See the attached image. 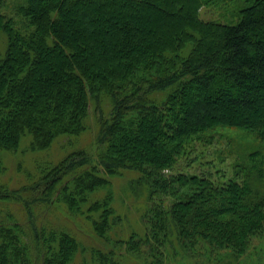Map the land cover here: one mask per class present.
I'll return each instance as SVG.
<instances>
[{"label": "trees", "instance_id": "trees-1", "mask_svg": "<svg viewBox=\"0 0 264 264\" xmlns=\"http://www.w3.org/2000/svg\"><path fill=\"white\" fill-rule=\"evenodd\" d=\"M223 1L25 0L22 25L0 13V177L10 157L39 155L18 166L26 186L0 182V264H133L143 246L172 264L200 250L216 264L256 251L262 264L264 110L249 114L264 106V0H231L235 25L200 18ZM216 137L228 159L201 151L197 173L174 171ZM116 180L142 201L136 216ZM39 188L112 246L86 250L69 223L44 225L26 205L22 220L9 199Z\"/></svg>", "mask_w": 264, "mask_h": 264}, {"label": "rangeland", "instance_id": "rangeland-1", "mask_svg": "<svg viewBox=\"0 0 264 264\" xmlns=\"http://www.w3.org/2000/svg\"><path fill=\"white\" fill-rule=\"evenodd\" d=\"M24 1L25 0H3L4 6H2L0 13L4 15H8L10 17H15V19L17 20L16 22L22 25V22L20 21V17L16 14V8L20 6L21 4H23ZM239 6L240 4L238 2L233 3L231 2V0H224L222 3H219V4L216 3L210 6H203L200 10V18L206 22L213 21V22H220V23L235 25L239 21L238 18H235V15H236V12ZM17 26L20 27L19 25ZM263 110H264V106L262 108H258V110L256 111L254 110L251 111L249 115L252 116L251 118H253V116H255L258 112H261ZM196 111H199L204 116L206 121L207 120L210 121L212 118H214L213 116L215 115L214 111L211 108L206 107V106H200L196 109ZM221 131L222 133H226V131L224 130H221ZM228 133L235 138L236 137L239 138V135L244 134V133H239L237 131H228ZM228 139L229 138L216 137L214 139V145L213 146L206 145L207 149L202 147L201 144H197L198 148L196 149V152H191L187 156L188 159L182 158L174 171L185 172V173H197V171L199 170V168L197 167V163L191 164L192 166L190 167H188V164L191 162V160H194L196 156L200 155L201 151L207 150V154L208 156H210L207 158L210 160L217 159L219 161L220 159L219 157L221 154H224L225 158L228 159L229 156L226 154L228 150L227 147L229 145L226 142ZM246 141L252 142V141H255V139L252 136H248L241 143H244ZM85 143L86 142L83 141V144ZM237 144L238 146L240 145V143H237ZM53 151L57 154H61L58 148L53 149ZM89 152L92 154L91 156L95 158L94 156L96 153V146L90 147L88 149V153ZM30 154L31 153L25 151L24 155L20 153L19 154L20 156L19 155L12 156V158L10 157L9 160L7 161L8 162L7 166L10 168V170L6 175L0 177V182L3 184L9 185L10 190L22 188V186L24 187L28 183V182L26 183L25 174H22L18 170V166H20V168L24 172H26V170L28 169H32L31 164L33 163V161L34 163L38 161L39 158H36V157H39V155L37 154L30 155ZM205 156L206 155H204L202 158H204ZM230 163L231 162L228 161L227 165L229 166ZM221 167H223L222 164H221ZM115 185L118 189L122 187V183L120 180L118 181L116 180ZM43 190L44 188H39V191L37 192V190L34 191L33 189H27L26 191L18 192L17 195L14 194L18 199L17 200H14L12 198L9 199V203H11V205H14V207H11V208L13 210L16 209L17 212L20 210V212L22 213V220L26 219V217L24 216L22 212L24 205H26L30 209L34 210V212L35 211L37 212V214L39 215L38 217L42 220L44 225L47 224L49 226L54 227V226H61V225H65L69 223L72 233L73 234L75 233L76 236H78L79 242L81 243L82 246L86 248V250H91L92 248H98V249L105 250L109 246H112V245L106 244L104 240L99 239L95 234H93L92 229L90 228L89 225L83 224L82 222L80 223L79 221H76L75 219H71L70 217H67L64 214L65 210L61 211L59 207L55 208L51 206L50 203L46 204L45 198L43 194H41ZM9 192H12V191H9ZM117 193H118V196H123L124 203L126 204L125 206L130 207L131 214L133 216H136L137 215L136 209L140 208L142 201H137L134 197H131L130 195H124L123 194L124 192L121 189H119ZM125 194H130V193H125ZM119 206L120 205H118V207ZM252 243H253L252 250H256L254 249V247L259 245V241L254 240ZM121 248H122V251H125L126 247H121ZM118 249L120 248H117L116 250L118 251ZM200 251L201 252L198 251L197 254L194 253V257H188V259H185V260L177 259L176 262H174L173 264H177V263L180 264L181 262L182 264H216L215 260H218L217 256L212 255L213 257L209 261L208 260L209 258L207 259L208 257V255H206L207 253L204 250H200ZM253 253L257 254L256 251H254ZM255 254H251L252 256L250 255L251 257L249 259L248 258L246 259L244 257L241 258L239 260V263L244 262V264H251V262L255 261L254 264H258L257 263L258 258H257V255ZM139 256L142 257V261L136 260L135 262H133V264H172L168 260L169 257H167L166 255L162 257L163 259H161L160 257V260H158L156 257H152L150 255V248L147 246H143L141 248ZM140 257L138 258L140 259ZM144 259L146 261H144ZM262 264H264V260Z\"/></svg>", "mask_w": 264, "mask_h": 264}]
</instances>
